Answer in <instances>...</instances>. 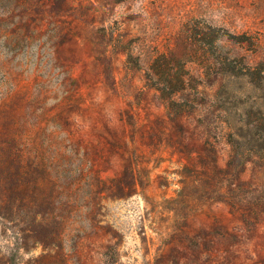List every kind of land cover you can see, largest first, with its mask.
Wrapping results in <instances>:
<instances>
[{
  "label": "rangeland",
  "instance_id": "374dc122",
  "mask_svg": "<svg viewBox=\"0 0 264 264\" xmlns=\"http://www.w3.org/2000/svg\"><path fill=\"white\" fill-rule=\"evenodd\" d=\"M108 2L0 0V264H264V0Z\"/></svg>",
  "mask_w": 264,
  "mask_h": 264
},
{
  "label": "trees",
  "instance_id": "16d2710c",
  "mask_svg": "<svg viewBox=\"0 0 264 264\" xmlns=\"http://www.w3.org/2000/svg\"><path fill=\"white\" fill-rule=\"evenodd\" d=\"M107 4L110 5H117L120 3H123L125 0H109ZM171 66V58L166 57L164 54H161L158 58H156L152 65V74L157 76L166 75L169 77L170 80H167L165 84L162 86H159L156 82L153 84L152 88L155 90L161 92V94L165 92V95H162L163 101H170L172 100L173 96L184 89L185 81H184V74L183 71L178 72L176 74V80L173 82V73H171L172 68ZM253 72L255 75H258V77H261V73L264 72V70L260 66H256L253 69ZM256 147L259 151H264V126H262L257 131V137L255 138ZM257 205L264 209V197H260L257 201Z\"/></svg>",
  "mask_w": 264,
  "mask_h": 264
}]
</instances>
